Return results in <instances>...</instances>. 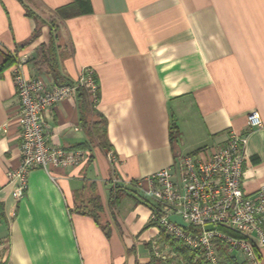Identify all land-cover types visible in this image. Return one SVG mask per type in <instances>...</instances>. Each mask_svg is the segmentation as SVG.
<instances>
[{"label":"crops","instance_id":"0c3cea01","mask_svg":"<svg viewBox=\"0 0 264 264\" xmlns=\"http://www.w3.org/2000/svg\"><path fill=\"white\" fill-rule=\"evenodd\" d=\"M89 1L90 14L63 18L73 0H0V65L25 56L28 77L69 86L93 70L99 99L88 101L84 119L96 118L92 110L104 118L109 145L102 150L90 136L76 95L46 109L49 143L86 159L30 171L16 199L7 172L19 165L18 100L12 66L0 72V264H186L182 245L164 246L149 226L144 179L245 132L254 110L262 127L247 136L242 184L249 198L264 186V0ZM52 18L55 79L35 67L51 39L41 22ZM96 198L95 222L84 212ZM257 255L264 264V249ZM220 256L242 262L239 253Z\"/></svg>","mask_w":264,"mask_h":264},{"label":"built area","instance_id":"2783aa9c","mask_svg":"<svg viewBox=\"0 0 264 264\" xmlns=\"http://www.w3.org/2000/svg\"><path fill=\"white\" fill-rule=\"evenodd\" d=\"M26 61L25 56L16 57L11 67L21 143L19 165L7 172V178L16 199L23 197L30 171L75 168L86 159L82 150L66 151L49 143L44 111L74 98L78 88L85 89L93 106L99 99L97 79L90 68L81 71L75 86L56 85L28 77L23 67ZM245 124V132H230L214 150L179 156L171 167L144 179L147 187L143 193L155 206L149 220L166 239L164 246L179 243L193 255L186 264H223L221 252L239 253L240 264H260L257 254L264 249V186L249 198L242 184L247 136L262 127L258 112H249ZM172 216L185 226L171 220ZM151 246L154 256H159L157 240H152Z\"/></svg>","mask_w":264,"mask_h":264},{"label":"trees","instance_id":"16d2710c","mask_svg":"<svg viewBox=\"0 0 264 264\" xmlns=\"http://www.w3.org/2000/svg\"><path fill=\"white\" fill-rule=\"evenodd\" d=\"M92 11L91 8V4L89 0H73L72 4L69 6H66V8L64 7L63 9H61L58 13L61 17L63 18H69V17H73V16H77V15H85V14H90ZM27 17H33V14L30 10H28L25 7V14ZM36 19L38 20V17H36ZM41 23H47L48 27L51 31V39H49V43L48 45H41L38 49H37V56H36V66L38 68H42V70L44 72H46L47 74L51 75L53 78L55 79L56 77V66H55V57H54V51H55V38H57V35H52V31L54 33V29L56 28V25L58 24L57 21L52 18L51 20H49L48 22H45L44 20H42ZM40 29L38 26H36L32 36L30 39H28V41L30 42L32 39H35L38 35H39ZM14 63V60H10L7 59L3 64L0 65V72H2L3 70L7 69L8 67L12 66ZM76 91V97H77V101L79 104V106L81 107V113L83 116V121L84 124L87 125V130L89 131L90 136L97 141V143L99 144L100 148L102 150H108L109 149V145L106 143L107 139H106V123L103 117H101L95 110L93 111V114L95 115V119L92 121H87L86 122V118L85 117V112H86V108L89 107V98H88V94L85 91L84 88H78ZM97 97H99V94H97ZM91 107V106H90ZM170 133H169V140L171 143H174L176 141L177 138V133H175V128L174 125L170 126ZM115 202V200H114ZM93 205L91 206L90 209L91 212H84L87 213L89 215H91L94 219L95 222L97 221V214L95 212H98L99 207L97 208L96 205H98V201L97 198L93 199L92 201ZM144 203L152 210H155V206L154 203L148 200H144ZM154 225L153 222H149V226ZM181 252L184 254V257L187 258L188 262H191L192 257L193 256L191 253H188L186 251V248L184 246H181L180 248ZM258 259L259 255H257ZM226 261L229 264H235L234 261H231L230 259H228L227 257H225ZM200 264H205L204 262H201Z\"/></svg>","mask_w":264,"mask_h":264},{"label":"water","instance_id":"95a60500","mask_svg":"<svg viewBox=\"0 0 264 264\" xmlns=\"http://www.w3.org/2000/svg\"><path fill=\"white\" fill-rule=\"evenodd\" d=\"M170 219L177 222L178 224H180L182 226H185V224L178 217L172 216V217H170Z\"/></svg>","mask_w":264,"mask_h":264},{"label":"rangeland","instance_id":"374dc122","mask_svg":"<svg viewBox=\"0 0 264 264\" xmlns=\"http://www.w3.org/2000/svg\"><path fill=\"white\" fill-rule=\"evenodd\" d=\"M179 244V243H178Z\"/></svg>","mask_w":264,"mask_h":264}]
</instances>
